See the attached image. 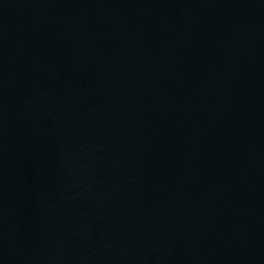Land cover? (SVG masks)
<instances>
[{
  "label": "water",
  "instance_id": "1",
  "mask_svg": "<svg viewBox=\"0 0 264 264\" xmlns=\"http://www.w3.org/2000/svg\"><path fill=\"white\" fill-rule=\"evenodd\" d=\"M0 264H264V0H0Z\"/></svg>",
  "mask_w": 264,
  "mask_h": 264
}]
</instances>
